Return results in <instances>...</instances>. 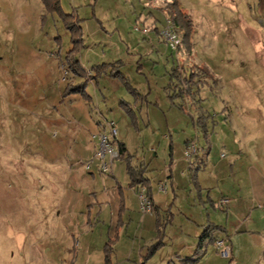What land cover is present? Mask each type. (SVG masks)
<instances>
[{
    "label": "rangeland",
    "instance_id": "1",
    "mask_svg": "<svg viewBox=\"0 0 264 264\" xmlns=\"http://www.w3.org/2000/svg\"><path fill=\"white\" fill-rule=\"evenodd\" d=\"M154 3L60 0L63 11L70 14L65 22L59 14L48 12L41 0H0V264H77L80 257L94 255L85 250L87 241L91 240L92 250H96L105 236L102 220L94 221V216L87 220L86 204L82 208L85 198L79 195L81 200H74L78 204L73 202L68 176L72 166L79 169L81 165L83 152L76 148L80 134L90 131L99 135L102 131L109 135L108 122L113 121L117 140L121 136L123 124L116 119L127 110L117 111L111 102L122 97L126 86L116 77L110 78L112 84L109 78L108 82L101 76L94 78L93 67L104 64L102 60L87 69L83 66L86 71L79 77L81 83L86 82L84 94L63 97L68 85L76 84L66 56L74 36L68 26L75 25L77 19L83 27L79 55L98 53L110 58L111 52H125L122 57L127 64L122 71L133 85L152 77L153 82H168L172 94L178 80L174 69L180 68L185 78L195 72L194 81L198 82L188 83L189 91L180 93L181 102L172 113L182 116L188 135L195 137L192 126H200L203 134L212 131L209 125L214 127L212 145L223 143L221 154L229 160L240 153H235L236 148L264 147V0H183L182 10L192 17L194 31L185 42L181 32L183 44L173 56L189 53L190 60L185 63L193 66L180 67L178 59L162 61L161 68L168 70L159 76L155 75L158 70H151L148 56L139 55L143 51L133 38L145 25L159 26L160 20L164 23L172 17L171 5L159 8ZM112 69L110 65L108 71ZM92 80L98 81L97 86ZM104 97L112 109L109 118L97 108V100ZM82 104L90 105V114ZM96 116L103 121L95 122L91 117ZM139 123L142 135L137 142L142 152L154 138L151 129L158 132V141L165 142L164 124L147 127L141 118ZM127 157L124 154L115 163ZM133 159L131 156V163ZM111 172L103 176L113 181ZM112 246L115 264L116 244Z\"/></svg>",
    "mask_w": 264,
    "mask_h": 264
},
{
    "label": "crops",
    "instance_id": "2",
    "mask_svg": "<svg viewBox=\"0 0 264 264\" xmlns=\"http://www.w3.org/2000/svg\"><path fill=\"white\" fill-rule=\"evenodd\" d=\"M174 1H178L177 7L184 8L183 0H155L154 5L162 8L168 4L172 5ZM160 21L159 26L145 25L148 32H141L133 37L135 44H139L143 51L139 52V55L148 56L147 59L153 64L151 70H158L156 73L154 71L157 76L168 70V67L161 68L162 61L178 59L180 67L183 64L191 65L188 63L191 57L188 56L189 53H183L184 56L179 53L175 58L173 50L160 38V27L165 23ZM81 28L83 29L82 26ZM141 39L144 41L140 42ZM185 52L192 53V49H186ZM122 53L125 52L121 50L118 53L111 52L110 58L105 54L101 56L98 53H90L85 56L80 53L79 58L86 69L87 65L94 66L97 64L95 62L103 60L105 63L118 66V70L122 71L127 64ZM136 66L137 73H142L139 62ZM109 72L102 74L101 79L108 82L109 78L112 84L113 80L110 78L114 77ZM123 74L127 77L124 72ZM71 80L76 84L81 83V77L75 74H71ZM128 80L130 81L129 78ZM90 83L96 85L98 81L92 80ZM167 83L166 81L158 83L157 80L153 82L152 77L139 80L137 84L131 83L137 94L132 95L125 88L126 92L122 97L111 98V107L117 111L127 110L126 104L132 107L138 123L141 118L147 127L153 128L155 124L156 128H161L158 124H164L165 142L158 141V132L154 133L151 129L154 138L149 139L148 150L142 152L137 142V137L142 135V127H133L128 111H125L126 114H122L120 119H116L120 125L123 124L120 126L123 130L118 142L125 146V157L134 156L132 165L144 164L147 167L145 175L155 207L153 213L142 212L139 197L141 186L130 185L126 160L116 163L114 161L111 172L115 177L113 181L103 176L98 162L89 170L85 167L84 161L92 158L99 147V135L102 131L99 135L98 133L93 135L90 131L83 132L79 135V140H76L78 141L76 148L79 153L83 152V157L79 159L81 164L79 169L72 166L69 172L68 185L72 187L74 194L72 200L73 202L81 200L79 195L85 198L82 208L86 204L87 220L94 216V221L102 220L105 227L101 247L92 250L93 243L88 240L85 250L93 251L94 255L80 257L77 264H105L104 246L107 239L114 237L117 229L119 236L116 242L115 264H264V147L256 149L242 147V152L236 148L235 153L239 151L238 154L241 155L232 153L234 156L229 160L226 155L221 154L220 145L224 146L223 143L215 140L216 143L212 145L214 127L209 125L212 131L206 135L204 131V134L201 132L200 126L198 128L192 126L196 132L195 137L188 135L185 130L187 128H184L185 120V124H182V116L172 115L181 102L178 97L182 98L178 96L172 102ZM89 89L91 91V85ZM118 90L123 91L121 88ZM106 98L104 97L103 101L97 100V108L104 116L108 115V110H112ZM89 104L82 106L84 105L90 114ZM111 115L109 112L107 118ZM91 118L97 123L103 121L102 117ZM127 124L133 128L126 129ZM191 141L198 143L199 150L189 162L184 154ZM243 155H246L245 159ZM254 155L260 157L256 158ZM82 167H85V171ZM193 169L197 172L199 188L194 186L191 179ZM77 202L74 203L78 204ZM169 214L171 222L164 229V244L152 256L145 258L148 254L147 248L159 237L158 218L165 220ZM209 226H219L214 230V238L223 236L228 238L231 257H222L215 245L210 244L197 261L191 263L189 259L196 253L200 236Z\"/></svg>",
    "mask_w": 264,
    "mask_h": 264
},
{
    "label": "trees",
    "instance_id": "3",
    "mask_svg": "<svg viewBox=\"0 0 264 264\" xmlns=\"http://www.w3.org/2000/svg\"><path fill=\"white\" fill-rule=\"evenodd\" d=\"M42 3L45 5V8L48 12L52 13H57L59 14L65 22H67V16H70V14H66L61 5H60V0H41ZM178 1H174L173 4L171 5V12L173 13L171 19L173 22L179 27L180 31H184V42L185 38L188 37L191 33L194 31V25H193V20L192 17L190 16L189 13L184 12L182 9L177 7ZM79 19L76 20L75 25L68 26L71 30L74 36H72V42H73V47L68 51V54L66 56V64L68 62L69 67L71 71H73V74L78 75V76H83L85 73V69L83 68L81 64V60L79 58V52L81 49V45L83 44V33H82V28L79 25ZM68 25V24H67ZM83 47V46H82ZM110 63H104L102 65H96L93 67V71L95 72L94 78H99L102 74L109 72L108 69L110 67ZM176 72L173 74L175 77H177V84L174 83L173 86V93L169 94V97L172 102L176 100L178 96H180V93L189 91L188 83H191L194 81V75L195 72H192L190 74V77L185 78L182 75V71L180 68L174 69ZM111 76L119 78L122 80L126 88L131 94H137L136 89L131 85L130 81L128 78L123 74L122 71L118 70V66L113 65V69L111 72H109ZM198 81H194V84L197 83ZM173 85V84H172ZM86 89V82L78 83V84H69L68 87L66 88V91L63 92V97H66V95H69L70 93H85ZM127 111L132 119V124H134L137 127V122L135 115L132 111L131 108H127ZM204 132L207 135V130H204ZM119 143V150H120V156H123L125 153V146L123 143ZM131 156H128L126 158L127 160V168H128V173L130 176L131 183L130 185L132 186H144L147 190L148 197L152 200L151 197V192H150V187H148V179L146 178L145 173L147 172V167L144 164H140L139 166H133L130 160ZM191 179L194 184V186L199 188V182L197 179V172L195 169L192 170L191 173ZM153 202V200H152ZM154 205V204H153ZM155 211V207H154ZM171 214L167 216V219L162 220L160 217L158 218V232H159V239L156 241L154 244L149 246L148 249V254L145 256V258H149L152 256L162 245L164 244L163 242V235H164V229L165 226L171 222ZM219 226L211 227L209 226L204 230L202 235L200 236L198 248L196 250V253L193 258L189 259L191 263H195L197 259L200 257V255L204 252V250L208 247V245L212 244V242L215 240L214 238V230L218 229ZM119 236V229H117L114 237L110 238L105 246H104V257H105V264H112V254L114 253V247L112 246L113 243L116 244Z\"/></svg>",
    "mask_w": 264,
    "mask_h": 264
},
{
    "label": "built area",
    "instance_id": "4",
    "mask_svg": "<svg viewBox=\"0 0 264 264\" xmlns=\"http://www.w3.org/2000/svg\"><path fill=\"white\" fill-rule=\"evenodd\" d=\"M137 30H141L136 27ZM144 33L148 32V29L144 27ZM161 39L173 50L178 51L182 47L181 31L179 27L173 22L171 18H166L163 27L160 29ZM108 127L111 133L99 135V147L95 152L93 158L85 162V167L89 170L91 166L98 162L101 173H110L113 168L115 159L120 157L119 143L117 140V127L116 124L111 121L108 122ZM198 153V146L195 141H191L185 151V155L189 162L192 161L193 157ZM140 206L143 213H153L154 205L152 200L148 197L147 190L143 186L139 191ZM214 245L218 250L219 254L224 258L231 257V246L226 236L215 238Z\"/></svg>",
    "mask_w": 264,
    "mask_h": 264
}]
</instances>
